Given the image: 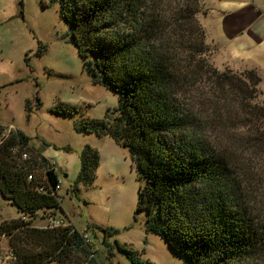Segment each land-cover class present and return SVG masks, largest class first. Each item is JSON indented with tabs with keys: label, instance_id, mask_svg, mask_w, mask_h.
Returning a JSON list of instances; mask_svg holds the SVG:
<instances>
[{
	"label": "trees",
	"instance_id": "trees-1",
	"mask_svg": "<svg viewBox=\"0 0 264 264\" xmlns=\"http://www.w3.org/2000/svg\"><path fill=\"white\" fill-rule=\"evenodd\" d=\"M49 4L58 5L93 84L118 95L106 119H82L75 129L128 150L140 182L136 214L144 215L146 233L164 239L183 264H264V201L250 167L258 155L257 165H264L261 79L254 71L221 72L210 62L200 0ZM76 112L64 104L53 111L62 117ZM0 137V196L23 216L0 225V235L13 239L25 232L39 243L32 251L15 246L17 264H67L77 253L93 257L87 236L71 227H27L25 221L39 216L48 226L63 212L61 181L22 132L5 138L0 131ZM99 165L98 151L86 147L73 192L94 184ZM116 246L132 264H153Z\"/></svg>",
	"mask_w": 264,
	"mask_h": 264
},
{
	"label": "rangeland",
	"instance_id": "rangeland-1",
	"mask_svg": "<svg viewBox=\"0 0 264 264\" xmlns=\"http://www.w3.org/2000/svg\"><path fill=\"white\" fill-rule=\"evenodd\" d=\"M20 1L0 0V131L5 137L22 132L30 139V149L54 166L61 181L60 220L64 228L71 227L87 236L89 254H94L89 258L72 254L67 264H132L118 251L116 242L132 249L143 262L183 264L184 258L164 239L146 233L144 215L136 214L140 182L128 150L109 137L76 132L75 125L82 119H106L109 110L118 107V95L94 85L84 71L83 60L66 36L69 28L60 19L58 5H50L49 0H23L21 7ZM258 1L264 4V0ZM245 3L246 0H200L198 20L211 48L210 62L221 72L254 71L261 79L258 102L264 104V45L246 34L229 39L224 26V13L234 14ZM40 51L42 56L37 57ZM62 104L77 112L71 117L53 113ZM86 147L98 151L100 165L94 184H81L76 193L74 185ZM243 155L246 157L244 152ZM31 157L36 159L35 154ZM252 157L255 158L253 154ZM256 158V164L250 167L263 203L264 165H257L259 155ZM22 217L0 196V225ZM25 223H30V229L47 226L40 216ZM106 231L114 232V236L108 239ZM34 242L25 232L16 233L13 239L0 235V264H17L14 247L26 245L30 250L36 247Z\"/></svg>",
	"mask_w": 264,
	"mask_h": 264
},
{
	"label": "crops",
	"instance_id": "crops-1",
	"mask_svg": "<svg viewBox=\"0 0 264 264\" xmlns=\"http://www.w3.org/2000/svg\"><path fill=\"white\" fill-rule=\"evenodd\" d=\"M227 13H224V26L229 39L246 34L253 37L258 45H264V4L258 0H246L245 6L236 13Z\"/></svg>",
	"mask_w": 264,
	"mask_h": 264
},
{
	"label": "built area",
	"instance_id": "built-area-1",
	"mask_svg": "<svg viewBox=\"0 0 264 264\" xmlns=\"http://www.w3.org/2000/svg\"><path fill=\"white\" fill-rule=\"evenodd\" d=\"M4 136V135H3ZM6 138V137H5ZM1 139H3V138H1ZM3 142V141H2ZM2 144V143H1ZM23 159L24 160H29V156L28 155H24L23 156ZM29 181H32L33 180V175H30L29 176ZM58 191L60 192V190H61V184H59V186H58ZM61 216V215H60ZM65 227V224L63 223V221H61L60 220V217H59V215L56 217V218H54L52 221H51V223L48 225V226H46V227H44V228H50V229H56V228H64Z\"/></svg>",
	"mask_w": 264,
	"mask_h": 264
},
{
	"label": "water",
	"instance_id": "water-1",
	"mask_svg": "<svg viewBox=\"0 0 264 264\" xmlns=\"http://www.w3.org/2000/svg\"><path fill=\"white\" fill-rule=\"evenodd\" d=\"M1 195V194H0Z\"/></svg>",
	"mask_w": 264,
	"mask_h": 264
}]
</instances>
